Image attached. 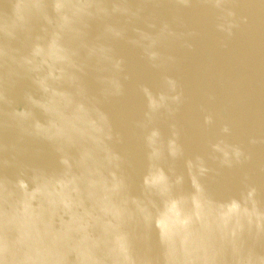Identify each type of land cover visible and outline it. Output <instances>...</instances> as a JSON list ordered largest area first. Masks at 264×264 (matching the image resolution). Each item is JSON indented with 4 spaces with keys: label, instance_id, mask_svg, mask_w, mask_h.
Returning <instances> with one entry per match:
<instances>
[{
    "label": "water",
    "instance_id": "obj_1",
    "mask_svg": "<svg viewBox=\"0 0 264 264\" xmlns=\"http://www.w3.org/2000/svg\"><path fill=\"white\" fill-rule=\"evenodd\" d=\"M0 264H264V0H0Z\"/></svg>",
    "mask_w": 264,
    "mask_h": 264
}]
</instances>
